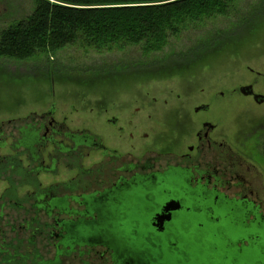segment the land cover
I'll return each mask as SVG.
<instances>
[{
  "label": "rangeland",
  "instance_id": "374dc122",
  "mask_svg": "<svg viewBox=\"0 0 264 264\" xmlns=\"http://www.w3.org/2000/svg\"><path fill=\"white\" fill-rule=\"evenodd\" d=\"M34 7L33 0H0V32L27 18ZM250 84H256V91L264 95V0H243L229 18L207 20L202 27L189 28L171 40L163 53L149 57L133 46L97 53L74 45L30 60L2 58L0 124L56 105L57 117H67L72 130L94 129L103 136L108 129L93 128L95 123L88 114L91 108L103 112L104 108L113 111L136 105L143 108V133L155 136L162 124L165 144L183 146L186 152L191 140L186 141L182 133L187 134L192 120H208L220 127L224 144L240 165L236 168L246 177L251 174L257 179L256 187L260 186L264 201V105L258 106L238 92L231 94ZM178 95L185 102L176 105ZM204 104L211 106L210 112L197 115L194 109ZM173 124L180 134L171 139L165 129ZM174 197L185 199L182 195ZM165 199L158 196L153 205L139 202L135 213L131 212L133 202L129 196L121 209L128 220L120 226L90 224L80 227L78 234L85 237L107 233L126 241L124 248L129 252L149 257L163 253V257L171 258L169 263L182 259V254L189 257L191 264H264L263 227L245 226L241 216L219 210L221 220L215 224L197 209L208 210L209 203L188 200L191 212L178 217L185 222H174L168 232L157 233L150 219ZM171 241L178 243V250H170ZM157 245L160 250L155 248ZM88 260L92 264L103 262L97 256Z\"/></svg>",
  "mask_w": 264,
  "mask_h": 264
},
{
  "label": "flooded vegetation",
  "instance_id": "af4514ba",
  "mask_svg": "<svg viewBox=\"0 0 264 264\" xmlns=\"http://www.w3.org/2000/svg\"><path fill=\"white\" fill-rule=\"evenodd\" d=\"M256 84L248 85L253 92L248 96L241 93L243 87L231 94L238 92L263 106L258 96L264 95L256 91ZM176 98V105L185 102L182 95ZM55 107L0 124V264H79L85 256H97L101 264H191L186 257L169 263L171 258L163 253L143 257L129 252L124 248L126 241L107 233L78 234L80 225L120 226L127 219L121 209L129 196L135 213L139 202L153 205L156 197H166L152 214L151 226L171 201H179L181 210L172 213L165 229L182 222L178 217L191 212L186 204L192 200L209 203L210 209H197L213 215L223 205L240 206L247 212L248 226L264 229L261 188L256 187L253 175L246 177L236 168L239 164L224 144L218 124L192 120L187 134L182 133L186 141L191 140L184 152L183 146L165 144L162 124L155 136L143 133L140 106L104 108L103 112L91 108L93 128L108 129L103 136L94 129L72 130L67 117H57ZM210 110L204 104L194 112L208 114ZM165 130L171 139L179 137L174 124ZM67 228L76 234L70 235ZM177 244L169 242V248ZM88 258L82 264H92Z\"/></svg>",
  "mask_w": 264,
  "mask_h": 264
},
{
  "label": "trees",
  "instance_id": "16d2710c",
  "mask_svg": "<svg viewBox=\"0 0 264 264\" xmlns=\"http://www.w3.org/2000/svg\"><path fill=\"white\" fill-rule=\"evenodd\" d=\"M33 12L0 32V59L30 60L80 45L97 53L139 47L163 53L207 20L229 18L243 0H33Z\"/></svg>",
  "mask_w": 264,
  "mask_h": 264
},
{
  "label": "water",
  "instance_id": "95a60500",
  "mask_svg": "<svg viewBox=\"0 0 264 264\" xmlns=\"http://www.w3.org/2000/svg\"><path fill=\"white\" fill-rule=\"evenodd\" d=\"M251 91V87H248V86H246V87H243V88H241V93L243 94V95H245V96H248V95H250V94H252L253 92H250ZM261 100H264V96H258ZM237 207L238 206H235V205H233V206H222L221 208H219V209H216L215 211H214V215L213 214H211V212H210V210L209 211H205V210H200V209H198L199 210V212H201L202 214H207L208 215V217H209V219L213 222V223H218L221 219H220V217H219V215H218V213H217V211L219 210V211H227L228 212V214L230 215V216H234V215H236V216H241V219H243V221H244V225L245 226H248L247 224H246V219H247V212H245L244 210H243V208L241 207L240 209H237ZM181 210V204H180V202L179 201H171V202H169L167 205H166V207H165V209H164V213L162 214V215H160L158 218H157V220H156V222L151 226L157 233H160V234H164V233H166V232H168V230H169V226L167 227V229H165V222H169L170 220H171V215H172V213H175V212H178V211H180ZM167 213H170L169 214V216H165V214H167ZM212 218H214V220H218V221H213L212 220ZM126 220H128V219H126ZM182 221H183V223L185 222V219H181ZM223 221H225V220H223ZM225 222H227V221H225ZM182 223V224H183ZM189 223V221L186 223V225ZM80 227H84V226H82V225H80L79 227H78V229H76L77 231L80 229ZM248 227H253V226H248ZM67 231H68V233H70V235L72 234V233H74V234H76V232H75V229L73 230L72 228H70V229H66ZM166 230V231H165ZM165 231V232H164ZM171 242H173V241H171ZM174 242H176V241H174ZM240 243H244V241H242V242H240ZM179 249V245L177 244V247L174 249H170V250H172V251H176V250H178ZM139 255H142L143 257H149V256H146V255H144V254H139ZM160 256H162L161 255V253L159 254ZM181 256H182V258H184V257H186V258H188L189 259V257L188 256H185V255H182L181 254ZM155 257V256H154ZM153 264V263H152Z\"/></svg>",
  "mask_w": 264,
  "mask_h": 264
}]
</instances>
